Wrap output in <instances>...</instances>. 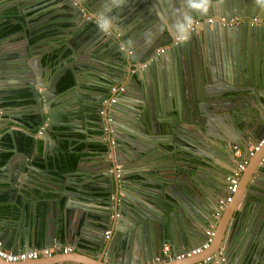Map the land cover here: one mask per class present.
I'll list each match as a JSON object with an SVG mask.
<instances>
[{
    "label": "water",
    "instance_id": "water-1",
    "mask_svg": "<svg viewBox=\"0 0 264 264\" xmlns=\"http://www.w3.org/2000/svg\"><path fill=\"white\" fill-rule=\"evenodd\" d=\"M58 1L73 24L74 30L67 32L75 39L98 32L102 51L92 53L89 62L66 60L52 70L41 65L39 56L21 63L24 84L44 124L38 133L43 147L32 160L28 156L37 148L35 139L28 154L13 150V156L22 155L21 160L11 169V156L0 168L3 176L9 171L5 181L10 192L18 189L25 198L36 196V187L28 179L40 172L34 163H53L55 148L70 138V133L60 128L86 134L89 126L85 123L100 132L106 124L110 128L101 133L96 148L86 150L97 156L90 160L96 169L85 170L77 157L73 170L66 174L70 193L77 200H66L59 211L51 209L52 215L59 216L57 244H61L63 233L67 239L76 227L87 240L83 245L107 259L106 264H146L163 243H168L172 252L199 245L214 220V235L205 251L211 244L213 247L203 264H264V193H259L252 181L255 170L264 172V142L248 158L237 184L238 189L243 187V201L250 209L230 211L222 231L216 228L218 220L211 217L222 196L213 207L203 188L207 177L213 175L215 183L207 190L214 195L222 191L224 196L227 182H219L217 173L225 178L231 171L229 164L235 162L232 146L249 150L264 135V84L258 74L259 66L264 71V0ZM5 6L1 1L0 10ZM217 16H240L242 21L233 26L204 21ZM251 17L259 19L258 23L248 25ZM196 18L201 21L185 38L172 42V37ZM162 46L163 50L156 52ZM69 50L73 58L76 50ZM80 70L88 73L84 82L79 80ZM67 71L79 96L77 108L68 111L65 122L62 115L67 111L62 107L66 104L55 103V98L57 84ZM82 86L88 91H82ZM54 107L57 110L52 111ZM254 109L257 117L249 118L247 114L253 116ZM92 115L96 119H88ZM253 119L257 130L243 131L245 125H253ZM133 161L138 162L137 167L129 166ZM178 164L180 171H176ZM113 165L120 166L115 177L107 172ZM130 168H135V173L127 170ZM99 176L108 177V185L100 186L95 179ZM93 200L102 204H87ZM113 213L119 216L112 220ZM21 216L22 209L19 220ZM44 242V246L54 243L46 230ZM66 242L75 248L80 243ZM24 244L23 249L28 250L25 238Z\"/></svg>",
    "mask_w": 264,
    "mask_h": 264
},
{
    "label": "crops",
    "instance_id": "crops-1",
    "mask_svg": "<svg viewBox=\"0 0 264 264\" xmlns=\"http://www.w3.org/2000/svg\"><path fill=\"white\" fill-rule=\"evenodd\" d=\"M4 1V4L7 5L2 7L0 10V27H8L16 25V28L12 31L5 32L0 35V134L5 133L7 130L12 132L13 130L24 131L21 125L19 124V118L21 116L29 115H38L35 109V102L33 100L32 94L28 91V88L25 86L24 73L20 71L23 68L22 62L30 59V57L39 56L41 65L47 66L48 69L52 70L56 65H60L66 60L71 62L75 61L76 63H86L90 61L89 56L92 53H98L102 51V48L98 45L100 40L98 38V32L94 33L93 36H82L78 39L73 37L72 33H68L69 30L73 29V24L69 21L68 14L65 12L64 7H59L58 0H0ZM61 17L62 19H58ZM259 19H257L258 23ZM46 22V23H43ZM249 25V23H248ZM27 28H32L30 31ZM37 29H42L40 32H35ZM33 35L27 36V33H33ZM37 33V34H36ZM261 39L264 44V35L261 34ZM73 41V44H70V41ZM75 49L76 54L72 58L70 55L69 49ZM263 50V49H262ZM48 60L51 62L47 61ZM261 57V55L259 56ZM262 59H264V50L262 53ZM48 63H47V62ZM58 64H55V63ZM55 64V65H54ZM80 69H82L80 67ZM83 70H80V72ZM49 73V71H48ZM46 78V71L44 72ZM258 74L261 78V81L264 84V71L262 67H258ZM88 76L87 71H83L79 75V80L83 81ZM14 82V84H8ZM84 82V81H83ZM9 85H18V86H9ZM42 88H39L41 91ZM82 91L86 89L82 86ZM80 90V91H81ZM17 91L20 94H24L19 97H11L12 93ZM58 94L55 98V103L66 104L65 109L66 114L62 115V121H67V116H70L68 111L74 110L77 108L78 104L75 103V99L79 96L76 93V90L72 89V84L66 86L62 89H58ZM243 94H248L243 92ZM85 98L84 95H82ZM87 98V97H86ZM248 100V99H246ZM74 103L72 106L70 103ZM87 103V102H85ZM82 108V107H81ZM57 110L55 107L52 111ZM255 110V109H254ZM249 118L257 117L256 110L253 112V116L250 114ZM246 115V116H247ZM264 116V112H263ZM247 118V117H245ZM96 119V118H94ZM61 121V118H60ZM71 120V122H73ZM76 121V120H75ZM253 125H245L243 131H250V129L255 128L257 124L254 119L251 121ZM78 124V122H77ZM86 125L88 123H85ZM255 124V125H254ZM44 125L40 122V126L35 129V132L32 134V140H36L37 148L28 156V160L35 159V156L38 153H41L43 147V140L38 138V131L41 126ZM76 126V125H75ZM110 127V126H109ZM60 128V127H59ZM63 132H68L69 139L63 140L60 145L64 147L55 148V154L53 163L49 160L47 163H34V166L40 170L39 173H36L35 177H29L28 183L36 187L35 197H24V194L18 192V189L11 190L10 185L5 181V178L9 177V171L5 173L7 176H3L0 173V196H3V199H0V238L3 240L2 248L9 251H22L24 244V238L26 243L32 248L46 247L51 248L52 246H57L58 249L52 251L51 254L47 257H37L32 260L19 261L16 263H7L6 261L0 259V264H106L107 259L101 258L99 255L94 254L90 248H87L83 245V242H87L85 238L81 237L80 232L75 227L73 233L70 234V237L66 239L65 233L62 235L61 244L56 243V238L58 237V232L55 230L58 215L53 214L54 211H59L62 208V204L69 200L74 202L77 198H73L70 191L72 189L69 187L70 183H67V173L73 170V166L69 165V157L77 145H83L78 151L74 150L73 155L76 158L81 157V165L85 170L92 172L96 169L93 166V161H90L97 156L94 153H90L86 150H94L90 147V143H96L100 140V135L102 131H99L98 135L89 136V134H84L82 132H75L74 129L60 128ZM88 132V130H87ZM40 133V132H39ZM264 134V132H262ZM219 134V133H217ZM262 137L264 135H261ZM257 142V141H256ZM255 142V144H256ZM148 143V142H147ZM254 144V145H255ZM239 146L238 144H234ZM233 145V146H234ZM232 146V147H233ZM241 147V146H240ZM17 151V149H16ZM23 153H27L28 150H18ZM227 152V151H226ZM225 153V152H224ZM12 152V164L11 169L14 168L16 164L21 160L22 155L13 156ZM22 154V153H21ZM28 154V153H27ZM264 155V151L262 153ZM226 155V154H225ZM10 156V157H11ZM224 157V156H223ZM227 157V156H226ZM24 159V157H23ZM23 161V160H22ZM26 161V157H25ZM43 161V160H42ZM7 163V162H6ZM5 163V164H6ZM138 162H130L129 166L137 167ZM4 164V165H5ZM75 164V163H74ZM92 164V165H91ZM96 164V163H95ZM0 166V168H3ZM234 165V164H233ZM231 163L229 166L233 168ZM119 166V165H118ZM94 167V168H93ZM112 167V166H111ZM120 167V166H119ZM135 168L127 169L130 173L134 172ZM132 170V171H131ZM20 175L23 177L24 171L21 170ZM176 171H180L179 164L176 167ZM4 172V171H1ZM99 173L98 171H95ZM108 172V171H107ZM230 172V171H229ZM101 173V172H100ZM110 173V172H108ZM115 177V174L111 172ZM220 181H225L224 176L217 173ZM253 180L257 184L258 192L264 193V172L257 173L256 170L253 172ZM212 177V178H211ZM77 177H74L76 179ZM108 177L99 176L95 178L100 186L108 185ZM134 178V177H131ZM138 179V176H136ZM213 175L207 177V180L204 181L206 185L203 188L207 191V195L211 196V199L214 203L213 207L216 205V200L218 197L223 196V192L214 193L210 192V189L207 190V187L210 186V183H215ZM212 179V180H211ZM240 179V178H239ZM255 179V180H254ZM184 180H189L188 175L185 174ZM100 188V187H99ZM94 189V188H93ZM224 189V188H222ZM257 193V194H259ZM27 195V194H26ZM216 197V198H215ZM244 191L243 187L236 189L235 194L232 195L231 200L226 203L224 212L217 216L218 224L217 229L220 227L221 231L226 224L228 213L232 210L238 209L241 207V210H249L246 205V201H243ZM260 197V196H259ZM25 198V199H24ZM98 198V197H97ZM262 200V199H261ZM261 203L264 204L263 201ZM91 207L95 204H102L100 201L93 200L92 202H87ZM262 209V206H259ZM258 207V208H259ZM97 208V207H96ZM216 208V207H215ZM257 208V209H258ZM22 209L21 220H19V215ZM53 209V210H51ZM95 209V208H92ZM260 209V208H259ZM52 211V212H51ZM255 212L256 210H250ZM214 212V211H213ZM212 212V213H213ZM237 214V211L235 213ZM257 214V212L255 213ZM264 215V214H263ZM119 216L118 213L112 214V220L114 217ZM223 218V219H222ZM220 222V223H219ZM45 230L46 233L49 232L50 239L54 238L53 245L44 246L45 243ZM110 233V229L108 230ZM107 231V232H108ZM25 234V237H24ZM3 235V236H2ZM109 235V234H108ZM66 241L80 242L78 247L75 248L73 245L66 244ZM210 245L209 249L203 254H199L185 260L181 261H167L159 264H203L202 258L207 256L209 252L212 251ZM64 247H69L70 250L63 252ZM170 247V246H169ZM213 247V246H212ZM172 252V250H170ZM79 252L80 254H77ZM147 263V262H146Z\"/></svg>",
    "mask_w": 264,
    "mask_h": 264
},
{
    "label": "built area",
    "instance_id": "built-area-1",
    "mask_svg": "<svg viewBox=\"0 0 264 264\" xmlns=\"http://www.w3.org/2000/svg\"><path fill=\"white\" fill-rule=\"evenodd\" d=\"M214 20H216L220 25L225 26H233L236 23L242 21V18L240 16H232L229 18H226L224 16H217V17H207L204 19L205 22L211 23ZM201 21L200 18L192 19L188 24L184 26L183 31L180 34L174 35L172 37V42H176L178 40H183L185 38L186 33L192 30L193 26ZM257 22L256 17H252L248 20L249 24H254ZM100 26V24H97ZM165 46H162L161 48H158L156 52H161ZM145 63H142L144 65ZM115 88L112 87L111 90L113 91ZM120 90H122L121 87H119ZM112 101V100H111ZM109 119H107L108 121ZM109 126L104 124L102 126L101 131L107 132L109 130ZM42 127L39 129L37 133L40 132ZM102 136L100 135V138ZM264 142V136L261 137L255 145L252 146L249 150H243L242 147L234 145L232 147V155L235 159L233 168L226 176L227 186H226V194L224 197L218 200V209H221L226 202H229L231 200L232 195L235 193L237 184L239 181V177L241 172L243 171L248 158L253 155L255 151H257L260 147V145ZM118 165H113L112 167H108V172H113L115 176H118L120 174ZM218 211L213 213V216H217ZM206 239L202 241L201 244L198 246H195L194 248L188 249L184 252H171L170 247L167 243H163L161 246V249L157 255H155L148 263L146 264H159L163 263L167 260H182L185 258L192 257L194 255L202 253L204 250L208 248L209 242L211 241L212 231L210 229L206 230L205 232ZM57 246H52L51 248L46 247H39V248H32L30 250H22V251H9L7 249L2 248V244L0 241V259L6 261V262H19V261H25V260H32L36 259L37 257H47L51 254L52 251L57 250ZM67 250H70L69 247H64L63 252H66ZM209 256L204 258V261L207 260Z\"/></svg>",
    "mask_w": 264,
    "mask_h": 264
},
{
    "label": "trees",
    "instance_id": "trees-1",
    "mask_svg": "<svg viewBox=\"0 0 264 264\" xmlns=\"http://www.w3.org/2000/svg\"><path fill=\"white\" fill-rule=\"evenodd\" d=\"M16 28V25L14 26H8V27H0V35L12 31ZM72 77L70 73L67 71L63 77H61L60 81L57 84V89H62L66 86H69L71 84ZM24 95L23 93L20 94L17 91H14L11 95V97H19ZM95 118L94 115L90 116L88 119L93 120ZM19 124L23 128L24 131L21 130H13L10 133H3L0 137V166H3L7 160L10 158L13 150H28L29 145L32 141V134L35 132V129L40 126V119L37 115H25L21 116L19 118ZM87 126H89L88 134L89 136L98 135L99 131L98 129L94 128L95 126L91 123H88ZM90 147L94 148L95 143H90ZM61 147H64L63 145H60ZM83 145H77L75 146L74 150H79ZM73 150V152H75ZM73 152L68 156L69 158V165L72 167L74 165L75 157L73 155ZM0 199H3V196H0ZM2 209V206H0V210Z\"/></svg>",
    "mask_w": 264,
    "mask_h": 264
},
{
    "label": "clouds",
    "instance_id": "clouds-1",
    "mask_svg": "<svg viewBox=\"0 0 264 264\" xmlns=\"http://www.w3.org/2000/svg\"><path fill=\"white\" fill-rule=\"evenodd\" d=\"M251 18H252V17H251ZM240 175H241V174H240ZM225 181H226V178H225ZM226 182H227V181H226ZM226 186H227V183H226V185H225V190H226ZM236 189H237V188H236ZM225 194H226V193H225ZM225 194H224V196H225ZM224 196H222V197H224ZM222 197H221V198H222ZM221 198H220V199H221ZM226 203H227V202H226ZM226 203L224 204V206H223L221 209H218V207L216 206V210H215L214 212H217V211H218V215H219V214H220V210H222V209L225 207ZM217 205H218V202H217ZM214 212H213V213H214ZM213 213H211V217H213V219H216L218 215L215 217V216H213ZM208 229H210V230L212 231V236H213V235H214V232H213V229H214V220H213V222H211V223L208 225V228L205 229L204 232H205L206 230H208ZM204 235H205V233H204ZM212 236H211V240H212ZM205 239H206V236H205ZM210 242H211V241H210ZM210 242H209V244H210ZM201 243H202V242H201ZM201 243H200V244H201ZM167 244H168V243H167ZM161 246H162V245H161ZM197 246H198V245H197ZM208 246H209V245H208ZM193 248H194V247H193ZM160 249H161V248H160ZM185 251H187V250H185ZM204 251H205V250H204ZM204 251H203V252H204ZM178 252H184V251H178ZM155 255H157V254H155ZM155 255H154V256H155ZM197 255H198V254H197ZM154 256H153V257H154ZM194 256H195V255H194ZM207 256H209V258H210V255H207ZM207 256H205V257H207ZM153 257H152V258H153ZM192 257H193V256H192ZM205 257H204V258H205ZM152 258H151V259H152ZM189 258H190V257H189ZM204 258H203V262H204ZM209 258H208V259H209ZM185 259H187V258H185ZM208 259H207V260H208ZM182 260H183V259H182ZM167 261H180V260H167ZM167 261H165V262H167ZM205 261H206V260H205ZM147 263H148V262H147Z\"/></svg>",
    "mask_w": 264,
    "mask_h": 264
},
{
    "label": "flooded vegetation",
    "instance_id": "flooded-vegetation-1",
    "mask_svg": "<svg viewBox=\"0 0 264 264\" xmlns=\"http://www.w3.org/2000/svg\"><path fill=\"white\" fill-rule=\"evenodd\" d=\"M99 134V133H98Z\"/></svg>",
    "mask_w": 264,
    "mask_h": 264
}]
</instances>
